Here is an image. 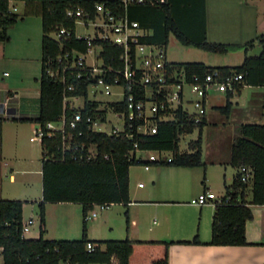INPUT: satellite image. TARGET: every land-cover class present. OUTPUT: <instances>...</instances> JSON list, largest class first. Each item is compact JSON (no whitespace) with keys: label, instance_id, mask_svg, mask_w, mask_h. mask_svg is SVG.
Wrapping results in <instances>:
<instances>
[{"label":"trees","instance_id":"16d2710c","mask_svg":"<svg viewBox=\"0 0 264 264\" xmlns=\"http://www.w3.org/2000/svg\"><path fill=\"white\" fill-rule=\"evenodd\" d=\"M37 2L42 17V58L40 96L38 113L35 116L0 115V135L5 119L32 120L45 125L48 121L59 120L64 112L70 116L76 109L64 107L65 83L49 70H62L59 56L71 47L87 51V39L71 38L64 46L50 36V32L59 26L74 29L75 18L67 15L69 8H83L95 14L96 3L105 2L118 12L125 11L123 0H26ZM131 19L140 22L142 28L151 29L141 40L149 43L168 45L169 36L186 45H193L213 52H225L233 44L209 41L207 37L206 0H166L164 3H130L127 7ZM19 14L10 10L9 0H0V41H9V28L17 22ZM261 46L257 55L246 54L238 65H208L203 61L175 62L184 67L188 75L197 73L203 76L213 69L241 73L243 78L237 85V92L246 85L264 86V33L245 45L255 41ZM93 45L102 44V56L107 64L121 65L118 59L123 51L120 45H113L100 39H94ZM109 78H112L110 75ZM80 94L85 98L84 113L97 103L88 99L87 82L82 81L78 89L69 94ZM224 105L214 106L228 115L232 108L227 92ZM122 102L119 108H123ZM206 123H195L185 113L179 111L172 121H162L154 134L107 133L80 127L83 134L77 139L87 146L94 144L96 154L88 158L80 152L66 151L61 148L62 135L45 133L41 145L42 157V199L39 201L42 228L38 238H27L23 232V205L21 199L0 198V246L3 247L2 264H169L170 240H133L124 239L91 240L87 235V215L97 203H123L130 201L129 171L131 165L145 162L135 155L139 149H165L172 151L171 161L152 162L156 164L196 166L202 165V129ZM199 127V136L189 141V150L181 151L180 139L183 133L192 132ZM236 135L231 145L230 163L236 168L231 184L226 186V194L215 203L212 222L211 244L241 245L246 243V222L253 217V204L264 205V123L244 122L236 125ZM135 143L138 147H135ZM75 154V155H73ZM253 169L250 181L242 180L241 168ZM251 184V198L247 199V189ZM228 198V200H227ZM49 202H75L82 206V236L77 239H49L44 237L46 204ZM128 223V217H127ZM89 241L99 246L93 252L86 249ZM199 243L197 236L191 241ZM102 244L105 245L102 248Z\"/></svg>","mask_w":264,"mask_h":264},{"label":"built area","instance_id":"2783aa9c","mask_svg":"<svg viewBox=\"0 0 264 264\" xmlns=\"http://www.w3.org/2000/svg\"><path fill=\"white\" fill-rule=\"evenodd\" d=\"M11 1L9 0V8L15 11L17 7L11 5ZM147 1L164 3L166 0H123L124 12L116 11L112 6L106 5L105 2L96 3L94 15L83 8H69L67 10V15L75 18L74 29L59 26L52 31L54 35L50 36L58 40L61 46H64L66 41L71 38H85L89 48L87 51L75 47L66 49L59 56L63 64L62 70L50 69L49 72L65 83L64 107L74 108L76 111L70 116L64 112L59 120L48 121L45 125L39 123L34 128V134L30 137L32 141L37 139L42 141L45 133L51 135L53 132H60L63 152L79 151L81 156L86 154L88 158H91L96 154V146L94 144L87 146L85 142L77 139L84 132L80 127L82 124L95 131L125 134L130 137L134 134H154L158 131L160 122L174 120L179 111L194 119L195 123L203 121L209 109L212 91L217 93L231 92L233 94L237 92V85L243 78L241 73L213 69L203 76L197 73L189 76L184 67L167 60L164 45L141 40V37L144 36L143 28L138 20L129 17L127 7L130 3H145ZM78 24L84 28L93 26V35L78 32ZM94 39L122 46L123 51L118 57L121 65L116 66L105 62L102 56L104 49L102 44H97L101 50L96 54L93 62H90L88 54L94 46L92 44ZM110 75L112 78H109ZM82 81L87 82L88 95L90 89L96 96L97 93L103 92V89L105 93L110 94L113 86H119L122 88V98L107 102L105 105H102L97 98H88L97 105L84 113V96L76 93L69 94L70 91L78 89ZM99 86L103 87L100 91H98ZM80 99H83L82 103L78 102ZM122 102L125 106L119 108ZM0 107L2 115H10L8 113V96L0 100ZM108 110L114 116L123 118L122 126L112 124L110 130L102 129L108 122L112 121L109 119ZM135 147H138L137 143H135ZM138 151L147 152L148 155L145 158L139 157ZM133 152L137 158L145 162L171 161L173 158L172 151L165 149L137 148ZM241 171L243 181H250L253 178L254 173L251 167L244 166ZM222 197L214 191L206 190L191 201L197 204H204L208 201L216 203ZM110 205L112 204H95L94 208L89 211L91 213H88L87 219L96 217L97 210H103ZM32 222V218L23 222V232L28 229ZM98 246L97 242L89 241L86 244V249L93 252ZM2 250L3 247L0 246V256L3 257Z\"/></svg>","mask_w":264,"mask_h":264},{"label":"rangeland","instance_id":"374dc122","mask_svg":"<svg viewBox=\"0 0 264 264\" xmlns=\"http://www.w3.org/2000/svg\"><path fill=\"white\" fill-rule=\"evenodd\" d=\"M237 0H207L209 17H210V33L208 36L209 41L229 42L233 44L225 52H213L201 49L193 45H186L180 42L176 36L171 33L168 45L166 46V58L169 61L185 62V61H203L208 65H238L242 63L246 54L257 55L261 51V46L256 40L253 45L246 47V40L241 39L236 33L235 29H229V25L235 22L229 21L228 17L232 16V12L227 11V5L234 6ZM248 15V26L251 28L264 27V0H245ZM28 3V4H27ZM15 4L17 10L14 11L19 14V18L15 24L10 26L9 33L11 39L7 47V55L10 60L0 61V80L8 79L11 76H18L24 79L23 87L26 89L18 90V101L22 109L31 107L37 109L39 107V80L36 79L40 75V61L42 58L41 39L43 36L42 17L38 9V3L26 2V0H12L11 5ZM225 15V22H218L217 19L221 18L219 14ZM233 17V16H232ZM231 17V18H232ZM224 24V25H222ZM77 31L93 35V26L83 27L78 24ZM255 31V30H254ZM51 36L54 32L50 33ZM257 37V36H256ZM255 37V38H256ZM254 38V39H255ZM240 40H242L240 42ZM101 50L99 45H94L88 54V60L93 62L96 54ZM100 61V60H99ZM21 66V67H20ZM18 67L22 71H18ZM27 78V81H26ZM19 79V80H20ZM20 84L21 81H20ZM187 87V86H186ZM102 86L98 87V91L102 90ZM122 88L119 86L112 87V93L107 94L104 92L93 95L91 89L88 98H97L102 105L110 101H116L122 98ZM264 88H255L246 85L242 88L240 93L235 92L233 102L234 105H239L235 111H232L230 116L221 112L219 109L213 110L214 123L207 124L202 129V149H203V164L200 165L199 178L204 177V169L208 167V174L211 176L216 167L210 164V158L216 154L225 158L226 154L230 152L231 142L235 136V127L238 120H264ZM83 99L78 102L82 103ZM225 95L212 91L209 100V109H214V106L223 105L225 103ZM216 109V108H215ZM247 109H252L249 111ZM210 110V111H211ZM21 113L22 111L19 110ZM109 119L102 129L110 130L112 124L122 126L123 118H118L108 110ZM250 112V113H249ZM249 116V118L246 117ZM38 126L36 121L25 120L24 122H14L12 120H5L3 124V138L2 149L3 156L6 164L1 163L3 172L0 173V196L5 199H21L25 205L24 219L27 221L29 218L33 222L29 224L28 231L25 232L27 238H37L38 232L42 228V221L40 218L39 201L42 199V183H41V168L43 148L40 140H30L34 134V128ZM199 136V127L190 133H183L180 139L181 151L189 150L188 143L192 139ZM138 156L146 157L147 152L138 151ZM144 162L132 165V169L139 171L143 169ZM4 167V168H3ZM228 168V182H231L233 173H236V168L229 162ZM214 169V170H213ZM25 170V171H24ZM14 172L17 176V181L10 182L9 175ZM27 172V173H26ZM26 173V174H24ZM214 192L222 194L224 192V185L221 188L214 186ZM198 196V195H197ZM196 196V197H197ZM251 198V184L247 189V199ZM33 199V200H32ZM75 203V202H71ZM73 205V204H71ZM71 205H65L71 207ZM119 204H112L110 208L97 210L98 216L96 218H88L87 228L90 238L96 239H124L128 236L126 215L118 209ZM76 211L72 208L69 214L71 223H64L57 215L55 208H50L48 226L51 230L52 236H59L57 238L77 239L82 236L83 217L81 213V205L77 203ZM73 207V206H72ZM80 209V212L79 210ZM91 213V212H89ZM102 213L109 215L112 219L113 228L106 227L101 222L103 220ZM102 218V219H101ZM154 220V218H152ZM45 228V227H44ZM50 236V235H47ZM62 236V237H61ZM103 245V244H102ZM3 262V257L0 256V264ZM114 264L118 263L117 259L113 260Z\"/></svg>","mask_w":264,"mask_h":264},{"label":"crops","instance_id":"0c3cea01","mask_svg":"<svg viewBox=\"0 0 264 264\" xmlns=\"http://www.w3.org/2000/svg\"><path fill=\"white\" fill-rule=\"evenodd\" d=\"M28 4V3H27ZM245 0H237L234 6L227 5V11L232 12V18L229 16L228 20L235 22L229 25V29H235L237 34L244 41L248 38L254 39L258 34L264 33L263 28H251L248 26L247 17L250 13ZM15 5V4H13ZM16 6V5H15ZM17 7V6H16ZM18 9V8H17ZM16 9V10H17ZM15 10V11H16ZM218 22L226 21L225 15L219 14ZM206 18H207V37L210 33V17L206 0ZM222 24V25H224ZM255 30V31H254ZM144 35L152 33L151 29L143 28ZM10 34V33H9ZM170 37V36H169ZM11 39V36H10ZM246 40V42L250 41ZM10 41V40H9ZM9 41H0V61L10 60L7 55V47ZM242 40H240L241 42ZM217 42V41H216ZM229 43V42H224ZM42 47V39H41ZM229 65V64H223ZM41 66V61H40ZM21 67V66H20ZM18 67V71H22V68ZM41 74V69H40ZM40 75L36 78L38 79ZM18 76H11L8 79L0 80V100L5 99L8 96L9 108L16 109V112L10 115L14 116H35L38 113V108L27 107L22 109L18 101V90L26 89L23 87L24 79H20ZM20 81L22 84H20ZM27 81V78H26ZM252 86V85H250ZM255 88H264V86H252ZM242 91V89H241ZM240 91V92H241ZM238 92V93H240ZM264 93V92H262ZM225 100L227 101V94ZM232 94L230 101L232 102V108L228 116L239 108L238 104L234 105ZM40 96V85H39ZM225 101V103H226ZM224 103V104H225ZM223 104V105H224ZM19 110L22 112L20 113ZM211 110V109H210ZM207 112L205 117L206 123H214L213 110ZM252 111V109H247ZM0 107V115H1ZM250 113V112H249ZM264 114V113H263ZM247 118L249 116L246 115ZM264 119V117H263ZM8 120V119H5ZM4 120V121H5ZM14 122H24L21 120L9 119ZM3 121V124H4ZM30 121V120H29ZM252 120V123H264V120ZM249 122L248 120H238V124ZM38 123V122H37ZM3 124L2 132L0 135V159L1 163L7 162L3 156L2 138H3ZM39 124V123H38ZM204 125V126H205ZM235 136L232 138V142ZM31 140V139H30ZM231 142V145H232ZM231 149L225 158L216 154L210 158V164L216 167L213 169L214 173L209 176L208 167L204 169V177L200 176V165L196 166H178V165H165L156 164L152 162H144L143 169L136 171L132 169V165L129 171V194L130 201L128 204L118 203L121 206L118 209L125 213L127 233L130 239L133 240H170L172 243L169 246V264H264V205L253 204V217L246 222V243L241 245H215L211 244L212 239V222L215 210V202L208 201L204 204L193 203L191 200L206 190H213V187L221 188L224 185V192L218 194L224 196L226 194V186L231 184L235 173L232 174L231 182H228V168L227 163L230 162ZM145 158V157H144ZM4 168V167H3ZM25 171V170H24ZM3 172L2 166L0 173ZM27 173V172H26ZM24 173V174H26ZM41 183H42V168H41ZM10 182L17 181V176L14 172L9 175ZM142 183V184H141ZM2 193V189L0 191ZM0 193V195H1ZM2 198V196H0ZM33 200V199H32ZM41 200V198H40ZM73 204V205H71ZM77 203L71 202H49L46 204L45 210V232L44 237L49 239H65L57 238L59 236H52L51 230L48 226L49 210L56 209L57 215L64 223L70 224L72 221L69 214L72 211H76ZM117 204V203H116ZM24 202L23 205V222H27L24 219L25 211ZM65 205H71L66 207ZM73 206V207H72ZM111 206V205H110ZM110 206L108 208H110ZM82 207V206H81ZM51 208V209H50ZM107 208V209H108ZM80 212V209H78ZM82 213V208H81ZM98 216V214H97ZM96 216V217H97ZM83 217V215H82ZM94 217V218H96ZM103 220L101 222L107 227L113 228L112 219L109 215L102 213ZM128 217V223H127ZM154 218V220H152ZM102 219V218H101ZM29 229V228H28ZM28 229L26 231H28ZM25 231V232H26ZM24 232V235H25ZM50 235V236H47ZM88 238L91 240H102L96 238ZM40 232H38V237ZM197 236L200 240L199 243L183 242L191 241ZM37 237V238H38ZM62 237V236H61ZM102 248L105 245H101ZM117 259L112 257V261ZM118 260V259H117Z\"/></svg>","mask_w":264,"mask_h":264},{"label":"water","instance_id":"95a60500","mask_svg":"<svg viewBox=\"0 0 264 264\" xmlns=\"http://www.w3.org/2000/svg\"><path fill=\"white\" fill-rule=\"evenodd\" d=\"M16 112V109H13V108H9V110H8V113L9 114H13V113H15Z\"/></svg>","mask_w":264,"mask_h":264}]
</instances>
